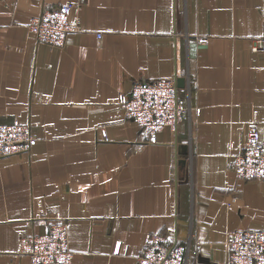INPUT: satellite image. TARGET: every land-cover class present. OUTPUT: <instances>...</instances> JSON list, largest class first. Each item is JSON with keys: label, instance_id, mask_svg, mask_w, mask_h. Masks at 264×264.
I'll use <instances>...</instances> for the list:
<instances>
[{"label": "crops", "instance_id": "1", "mask_svg": "<svg viewBox=\"0 0 264 264\" xmlns=\"http://www.w3.org/2000/svg\"><path fill=\"white\" fill-rule=\"evenodd\" d=\"M69 2L77 31L38 42L31 19ZM263 13L264 0H0V124L37 138L0 158V264H32L20 237L53 219L71 264H135L149 233L188 247L187 264H228L229 234L264 230V182L231 168L251 125L264 141ZM171 78L191 112L150 143L120 102Z\"/></svg>", "mask_w": 264, "mask_h": 264}, {"label": "built area", "instance_id": "2", "mask_svg": "<svg viewBox=\"0 0 264 264\" xmlns=\"http://www.w3.org/2000/svg\"><path fill=\"white\" fill-rule=\"evenodd\" d=\"M73 3L44 9L29 23V31L40 43L53 47L64 45L69 34L77 31L71 20ZM264 17V13H263ZM254 52H264V30L254 40ZM121 106L126 118L133 120L146 134L148 142L156 143L165 128L177 130L179 122L190 115L191 106L181 98L175 78L135 81ZM199 110H196L198 113ZM33 127L18 121L0 124V158H10L29 152L36 145ZM232 170L242 181L259 179L264 182V141L256 125H251L248 138L235 157ZM19 253L28 256L32 264H71L68 224L63 219L50 221L43 234L20 237ZM228 264H264V230L235 231L226 240ZM188 247L162 233L146 234L135 264H187Z\"/></svg>", "mask_w": 264, "mask_h": 264}, {"label": "water", "instance_id": "3", "mask_svg": "<svg viewBox=\"0 0 264 264\" xmlns=\"http://www.w3.org/2000/svg\"><path fill=\"white\" fill-rule=\"evenodd\" d=\"M177 86L178 87H184L185 86V80L183 78L177 79Z\"/></svg>", "mask_w": 264, "mask_h": 264}]
</instances>
